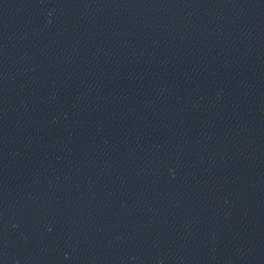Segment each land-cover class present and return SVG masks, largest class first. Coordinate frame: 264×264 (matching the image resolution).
Masks as SVG:
<instances>
[{"label":"water","instance_id":"95a60500","mask_svg":"<svg viewBox=\"0 0 264 264\" xmlns=\"http://www.w3.org/2000/svg\"><path fill=\"white\" fill-rule=\"evenodd\" d=\"M0 264H264V0H0Z\"/></svg>","mask_w":264,"mask_h":264}]
</instances>
